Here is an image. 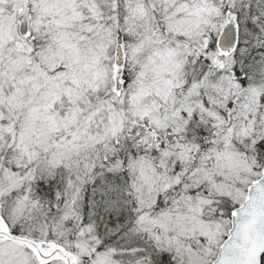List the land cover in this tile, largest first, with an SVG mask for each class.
Instances as JSON below:
<instances>
[{
	"label": "snow or ice",
	"instance_id": "obj_1",
	"mask_svg": "<svg viewBox=\"0 0 264 264\" xmlns=\"http://www.w3.org/2000/svg\"><path fill=\"white\" fill-rule=\"evenodd\" d=\"M0 264H264V0H0Z\"/></svg>",
	"mask_w": 264,
	"mask_h": 264
}]
</instances>
